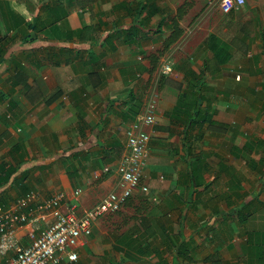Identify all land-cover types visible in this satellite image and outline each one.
<instances>
[{"label":"crops","instance_id":"obj_1","mask_svg":"<svg viewBox=\"0 0 264 264\" xmlns=\"http://www.w3.org/2000/svg\"><path fill=\"white\" fill-rule=\"evenodd\" d=\"M184 1L0 0V203L31 190L39 202L63 192V208L77 200L80 212L97 203L118 188L126 130L159 62L173 60L179 76L162 81L149 128V191L97 219L68 264L89 254L125 263L127 236L143 247L132 262L151 249L154 264H264V0L230 12L220 0H186L183 32L153 68ZM210 55L223 56L219 69L197 84ZM35 225L15 227V238L27 244Z\"/></svg>","mask_w":264,"mask_h":264},{"label":"built area","instance_id":"obj_2","mask_svg":"<svg viewBox=\"0 0 264 264\" xmlns=\"http://www.w3.org/2000/svg\"><path fill=\"white\" fill-rule=\"evenodd\" d=\"M221 9H238L245 0H220ZM158 72L162 76L175 73L173 60L163 59ZM159 82V80H158ZM160 89L152 84L143 99L142 108L126 130V143L117 172L118 188L108 192L91 207L79 211L78 201L63 208L65 193L57 192L39 202V193L31 190L12 204L0 203V252L9 254L2 264H68L79 259V248L93 234L97 219L119 212L136 190L149 191L143 181L150 154L151 128L156 122ZM81 189L75 191L78 197ZM49 213L51 219L39 226V214ZM45 218V217H44ZM36 223L29 233V242L21 243L14 228L28 222Z\"/></svg>","mask_w":264,"mask_h":264},{"label":"trees","instance_id":"obj_3","mask_svg":"<svg viewBox=\"0 0 264 264\" xmlns=\"http://www.w3.org/2000/svg\"><path fill=\"white\" fill-rule=\"evenodd\" d=\"M189 6H190V3L185 0L184 3H182L177 8V12H176V14H175V16L173 18V31L171 32V34L168 37H166L164 39L162 47L158 51L150 54L151 64H152L153 68L157 67V64L159 62L160 57L162 55H164V53L171 46V44L176 42L179 39V37L181 36V34L183 32V29L179 25V20L188 11ZM142 11H143V9H140L139 13H141ZM206 43H208V41ZM222 57L223 56H220L219 59H217L216 56L210 55L209 59L205 62L206 68H203V70H201V73H199V74H192L193 78H194V82L199 84L200 82H202L204 80L206 69H208L211 73L216 72L219 69V61L222 59ZM224 58L225 59L227 58V54L224 56ZM162 78L163 77H161L160 80H159V84H158L159 89H160V87L163 84L162 81L164 79H162ZM190 92H191L192 99H193L192 102H191L192 107H193V113H195L197 115H200L203 112L202 108L200 107V104L202 102L201 100L203 98L202 97V90L198 87L197 90L192 89V90H190ZM182 99H184V97ZM181 103H182V100H181ZM182 105L184 106L183 103L181 104V106ZM207 112L208 111H206L205 114H207ZM213 122H215V121H211V123H213ZM11 172H13V170ZM11 172L8 173V171L5 170V174H7V175H9ZM144 252H145V250H143V253ZM159 264H167V263H164L163 261H160ZM173 264H178V263L175 262Z\"/></svg>","mask_w":264,"mask_h":264},{"label":"rangeland","instance_id":"obj_4","mask_svg":"<svg viewBox=\"0 0 264 264\" xmlns=\"http://www.w3.org/2000/svg\"><path fill=\"white\" fill-rule=\"evenodd\" d=\"M219 11H221V10H219ZM227 15L231 17V14H227ZM160 62H159V64H160ZM161 77H163L162 79H164L166 83H173V84H177V85L180 83L179 76L176 74V72L175 73H172V74H169V75H166V76H162V74L160 72H158L157 75H156V79H155V81H154L153 84L154 85H155V83L159 84L158 80H160ZM207 77H208V75H207ZM126 239H127L128 242H130L128 244V247L130 249H129V251H118L120 253H117V254L118 255L121 254V256L125 252L124 253L123 260H126L125 263H119V264H154L153 263V258L154 257L152 256V250L151 249H149V250L143 249V250H145L144 256H141L140 259H136V260H134L132 262L131 259L129 258L130 254H128V253H133L132 249H135L136 252L141 253V251L138 250V249L140 247L141 248H143V247L140 245V243L137 240H135V239L133 240L132 237H130V236H127ZM113 252H115V251H113ZM173 252H174V248L173 249H170L169 250V255H172ZM89 255H90L89 256V259H87L88 261L85 262L86 264H96V263L97 264H102V259H100V258L99 259H95V258H92L91 257V254H89ZM118 259H119V257H117L116 255L112 258V260L113 261H116V262H117ZM114 264H117V263H114Z\"/></svg>","mask_w":264,"mask_h":264}]
</instances>
